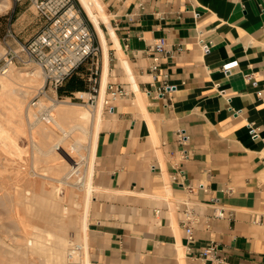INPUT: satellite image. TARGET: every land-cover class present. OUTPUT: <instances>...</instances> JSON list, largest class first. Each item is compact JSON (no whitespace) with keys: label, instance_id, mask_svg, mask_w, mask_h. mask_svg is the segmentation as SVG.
Wrapping results in <instances>:
<instances>
[{"label":"crops","instance_id":"1","mask_svg":"<svg viewBox=\"0 0 264 264\" xmlns=\"http://www.w3.org/2000/svg\"><path fill=\"white\" fill-rule=\"evenodd\" d=\"M103 2L98 82L130 95L103 114L96 141L105 209L88 221L90 263L201 264L180 225L190 202L193 254L216 241L232 264H264V0ZM160 41L169 52L153 73ZM179 129L191 137L185 159Z\"/></svg>","mask_w":264,"mask_h":264},{"label":"rangeland","instance_id":"2","mask_svg":"<svg viewBox=\"0 0 264 264\" xmlns=\"http://www.w3.org/2000/svg\"><path fill=\"white\" fill-rule=\"evenodd\" d=\"M3 1L9 6L0 9V58L10 20L21 41L44 24L28 0ZM74 2L98 41L80 0ZM97 13L100 16L99 8ZM89 68L81 69L79 77ZM32 70L38 74L30 83L27 73ZM2 79L8 81L0 86V264H85V249H76L87 243L85 215L88 226L105 209L103 195L93 184L96 128L107 109L95 111L97 107L59 91L64 99L55 103V91L44 88L42 69L34 64L0 72ZM84 113L89 117L82 118Z\"/></svg>","mask_w":264,"mask_h":264},{"label":"built area","instance_id":"3","mask_svg":"<svg viewBox=\"0 0 264 264\" xmlns=\"http://www.w3.org/2000/svg\"><path fill=\"white\" fill-rule=\"evenodd\" d=\"M15 4H21L24 0H12ZM33 4L39 16L44 20L41 29L30 39L21 41L10 20L3 36L4 55L0 58V72L5 73L12 67H26L37 65L42 69L45 77V86L52 88L56 97L55 103L63 101L64 97L58 95L59 88L65 85L67 80L74 74L80 73L81 69L90 65V87L88 91L73 93L69 99H78L86 105L97 107L102 95V87L98 82L100 68L101 45L95 40L94 33L85 23L82 12L77 8L74 0H28ZM142 7L143 4L140 3ZM180 50V49H178ZM204 52H209V45H203ZM164 42H157L149 53L153 60L151 71L159 72L160 55L168 53ZM247 76V80L251 79ZM164 84L159 88L161 95L169 89ZM80 93V95H78ZM130 95V91L120 84H110L104 92L103 104L107 111L114 110V103ZM252 127V125H250ZM253 129V128H252ZM254 132V129H253ZM176 139L182 147L181 155L188 157V143L190 135L184 129L176 131ZM177 179V177H174ZM216 218L233 217L232 212L218 210ZM199 222L190 202H184L181 209L180 225L186 234V250L201 264H232L224 250L216 241H211L199 254H193L192 245L195 243V225ZM260 223L257 217L253 221ZM79 250L78 247H76Z\"/></svg>","mask_w":264,"mask_h":264},{"label":"bare ground","instance_id":"4","mask_svg":"<svg viewBox=\"0 0 264 264\" xmlns=\"http://www.w3.org/2000/svg\"><path fill=\"white\" fill-rule=\"evenodd\" d=\"M8 2V1H7ZM6 1H3V0H0V9H3V8H7L8 6H9V2L7 3ZM80 3L82 4V7H83V9H84V11L86 12V14H87V16L90 18V20H91V22H92V24L94 25V27H95V29H96V31H97V33H98V35L100 36V38L102 39V41L105 43V38H104V33H103V31H102V29H101V26H100V16H99V13H97V9L99 8V0H80ZM103 44V43H102ZM102 46V45H101ZM105 48H106V46H105ZM105 51V53H106V50H104ZM108 57V56H107ZM105 64V63H104ZM38 71V70H37ZM37 71H30L29 73H27L28 74V76H30L31 78L29 79L30 80V83H31V81L33 82V81H35L36 80V78H35V76H37ZM6 73H8V70L4 73V74H6ZM40 73V72H39ZM106 75V74H105ZM8 77V76H7ZM34 78V79H33ZM7 79H9V78H7ZM7 79H2V80H0V86H4V85H6V83H7ZM29 80H27V81H29ZM30 87V86H29ZM22 92V91H21ZM104 92H105V88L104 87H102V95H101V99L99 100V103H98V105H97V108L95 109V111H97V110H100L101 112L103 111V109H104V104H103V95H104ZM78 95H80V93H78ZM22 105V104H21ZM20 106V105H19ZM61 111H63L62 109H61ZM59 113V112H58ZM82 116V118H88L89 116H88V113H84V114H82L81 115ZM100 117V116H99ZM97 118V117H96ZM97 121V120H96ZM100 130H101V125L100 124H98L97 125V128H96V137H98V134H99V132H100ZM97 139V138H96ZM92 179H93V176H92V173H91V176H90V180H89V187L91 188V183H92ZM88 194V193H87ZM87 206V205H86ZM86 206H85V208H86ZM87 207H89V206H87ZM86 210V209H85ZM84 213V212H83ZM87 215V214H86ZM85 215V219H84V221H83V231H84V233H86V235H87V233H88V226H87V216ZM69 220V219H68ZM69 224H70V222H69ZM84 235V234H83ZM31 242V241H30ZM32 243V242H31ZM76 247H78L79 248V250L80 249H85V251H84V253H83V255H84V258H85V261H84V263L85 264H91L90 263V258H89V250H88V245H87V243H85V245L84 244H81V245H77ZM35 250V249H34ZM50 250V249H49ZM65 255V254H64ZM77 262V261H76ZM72 264V263H71Z\"/></svg>","mask_w":264,"mask_h":264},{"label":"trees","instance_id":"5","mask_svg":"<svg viewBox=\"0 0 264 264\" xmlns=\"http://www.w3.org/2000/svg\"><path fill=\"white\" fill-rule=\"evenodd\" d=\"M79 90H87V83L84 79L79 77V74H74L70 77L65 85L59 88L60 95H72Z\"/></svg>","mask_w":264,"mask_h":264}]
</instances>
